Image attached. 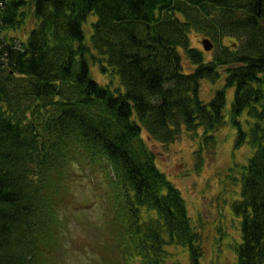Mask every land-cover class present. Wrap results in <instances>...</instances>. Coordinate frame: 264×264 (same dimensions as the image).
<instances>
[{"label": "trees", "instance_id": "trees-1", "mask_svg": "<svg viewBox=\"0 0 264 264\" xmlns=\"http://www.w3.org/2000/svg\"><path fill=\"white\" fill-rule=\"evenodd\" d=\"M191 33L213 42L210 56ZM89 61L118 86L93 79ZM202 79L222 80L208 101ZM230 89L234 147L252 149L232 203L235 264H264V0H0V264H57L70 188L89 169L96 191L106 175L112 197L98 201L121 255L99 250L91 264H180L166 262L169 244L204 264L186 202L149 143L199 137V172Z\"/></svg>", "mask_w": 264, "mask_h": 264}, {"label": "rangeland", "instance_id": "rangeland-1", "mask_svg": "<svg viewBox=\"0 0 264 264\" xmlns=\"http://www.w3.org/2000/svg\"><path fill=\"white\" fill-rule=\"evenodd\" d=\"M28 9L29 7L25 8L26 11ZM83 29L87 39L89 24L84 23ZM19 33H22V30ZM204 39L198 34L191 33L190 44L204 50L201 44ZM212 49L213 46L208 51L204 50L206 56L211 55ZM184 62L188 69L191 65L186 58ZM89 67L91 77L99 83L108 85L111 81V88L118 86L112 75H103L99 72L97 64L89 61ZM221 84L222 80L213 84L208 79H202L200 99L208 101ZM227 92L224 106L227 122L215 131L217 144L214 153L212 156L204 154V166L199 172L194 170L193 159V151L200 142L199 137L193 138L184 130L175 142L165 147L149 143L156 153V164L180 190L186 202L190 220L201 236L204 264L236 263L234 241L240 240L241 219L234 214L232 203L239 197L241 168L252 154V149L248 145L234 147L235 130L228 120L233 89ZM142 136L145 137V132H142ZM78 174V179L74 180L73 187L70 188L74 201L67 206L66 215L61 219L60 225L64 223L57 229L62 243L57 252L56 263L91 264L94 257L98 258L96 252L99 250L104 251L105 259L118 262L121 255L117 252L116 243L108 242L110 239L107 231L110 225L108 212L101 205L105 202L103 196L112 197L110 188L105 183L106 175L101 174L96 191L94 183L89 182L88 177L92 174L90 169L86 172L79 171ZM98 190H105V193ZM113 231L115 232V229ZM186 249L184 245H166L168 251L166 262L188 264L189 255Z\"/></svg>", "mask_w": 264, "mask_h": 264}, {"label": "water", "instance_id": "water-1", "mask_svg": "<svg viewBox=\"0 0 264 264\" xmlns=\"http://www.w3.org/2000/svg\"><path fill=\"white\" fill-rule=\"evenodd\" d=\"M203 48L208 51L211 49V47L213 46V44L211 43V41L209 39H204L202 42H201Z\"/></svg>", "mask_w": 264, "mask_h": 264}]
</instances>
